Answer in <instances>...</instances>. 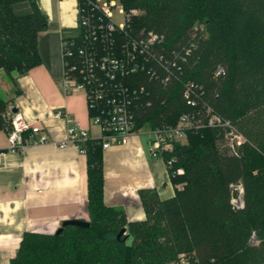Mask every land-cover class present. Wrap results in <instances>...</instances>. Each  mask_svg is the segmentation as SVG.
I'll return each instance as SVG.
<instances>
[{"label":"trees","instance_id":"16d2710c","mask_svg":"<svg viewBox=\"0 0 264 264\" xmlns=\"http://www.w3.org/2000/svg\"><path fill=\"white\" fill-rule=\"evenodd\" d=\"M18 1L0 0V69L9 79L40 63L37 35L48 25L35 0H28L29 12L15 14L12 4ZM117 1L126 12L139 11L130 15L128 33L162 35L158 51L176 62L165 84L149 81L142 71L134 78L135 88L136 79L145 86L144 103L133 110L135 130L172 126L183 112L200 116L209 107L246 141L232 154L223 129L187 128L185 142L163 153L179 186L174 195L161 200L154 191L140 190L145 218L128 221L121 207L104 203L100 140L87 139L88 226L26 231L9 264H169L180 254L187 264H264V0ZM92 2L78 0L81 33L65 40L82 41L84 15L97 23ZM217 66L223 73L215 76ZM186 83L197 86L194 106L183 96ZM8 104L0 96V129L10 127L2 116ZM237 183L243 187L241 209L230 203ZM123 226L132 238L128 246L125 234L117 238ZM252 232L256 242L249 239Z\"/></svg>","mask_w":264,"mask_h":264},{"label":"crops","instance_id":"0c3cea01","mask_svg":"<svg viewBox=\"0 0 264 264\" xmlns=\"http://www.w3.org/2000/svg\"><path fill=\"white\" fill-rule=\"evenodd\" d=\"M35 4L48 22L37 35L40 63L14 72L11 79L0 72V96L9 100L10 111L39 126L48 139L35 142L36 134L26 131L23 147L11 149L8 131L0 129V264H9L26 231L54 233L64 220H89L86 153L72 145L57 146L65 138L67 123L63 117H53L60 109L90 136L99 134L89 121L83 93L65 95L61 86L60 43L75 29L78 1L35 0ZM12 10L24 14L31 4L14 2ZM149 139L150 133L141 130L129 135L125 144L101 151L103 201L121 207L128 221L145 218L140 190L154 191L162 200L179 187L172 183L164 160L150 155Z\"/></svg>","mask_w":264,"mask_h":264},{"label":"built area","instance_id":"2783aa9c","mask_svg":"<svg viewBox=\"0 0 264 264\" xmlns=\"http://www.w3.org/2000/svg\"><path fill=\"white\" fill-rule=\"evenodd\" d=\"M116 0H93L92 8L99 13L97 23L91 24L89 17H82L86 32L82 35V41L77 44L73 40L62 39L60 50L62 56V80L61 86L65 95L73 92H82L87 105L88 117L91 124L99 128L97 136H90L87 130L78 127L74 119L66 112L57 109L53 117H63L67 123L65 138L57 143L59 148L72 145L76 149L85 152L83 147L87 139L100 140L101 149L104 150L113 144H125L128 136L138 132L135 130L133 110L136 111L144 103L145 86H133L135 77L142 71L152 82L167 83L171 79L170 68L176 62L164 58L158 51L162 43V35L153 31L139 30L133 34L128 33L126 26L131 14L139 11L131 9L126 12L122 5L118 4V13L122 15V21L116 23L112 20V9L116 6ZM81 22V20H80ZM119 35L120 40L117 38ZM122 36L124 38H122ZM190 49L187 48L185 53ZM178 57H180L178 55ZM183 59V57H180ZM134 73V74H132ZM223 73V68L217 66L214 75ZM135 75V76H134ZM197 86L186 83L183 87V96L186 104L196 105ZM200 88V87H199ZM145 103H149L146 101ZM9 120L8 131L9 146L11 149L22 148L27 139L22 135L24 131L36 134L33 141L45 142L48 137L39 126L26 123L19 113L9 109L2 113ZM207 125L221 128L224 131V145L232 154H237V148L246 139L229 120L212 113L207 107L205 113L194 116L191 112H183L175 125L160 126L150 131L149 149L150 155L161 158L169 167L172 160H165L163 153L172 150L177 142L186 140V129ZM175 173H182V168L175 169ZM235 195L230 203L232 208L241 209L243 203V187L240 183L234 186ZM250 241L256 242L254 232L250 234ZM187 256L180 254L176 260L169 264H187Z\"/></svg>","mask_w":264,"mask_h":264},{"label":"rangeland","instance_id":"374dc122","mask_svg":"<svg viewBox=\"0 0 264 264\" xmlns=\"http://www.w3.org/2000/svg\"><path fill=\"white\" fill-rule=\"evenodd\" d=\"M78 1V0H77ZM117 4L115 7H113L112 9V20L116 23H120L122 21V15L118 13V2L117 0L115 1ZM73 25L75 27L74 31L72 32V34L68 35L67 37H77L80 35L81 33V24H80V12L79 9H77V15L73 20ZM59 62L61 64L62 67V56H61V50H60V56H59ZM0 72L2 73L3 77L5 78V74L3 72L2 69H0ZM3 94V93H2ZM7 100V99H6Z\"/></svg>","mask_w":264,"mask_h":264},{"label":"water","instance_id":"95a60500","mask_svg":"<svg viewBox=\"0 0 264 264\" xmlns=\"http://www.w3.org/2000/svg\"><path fill=\"white\" fill-rule=\"evenodd\" d=\"M13 111H15V109H13ZM64 225H78V226H82V227H87L88 226V221H84L81 219H70V220H64L62 221L61 226ZM61 229V227H59L55 232H59ZM122 234H125L124 237L122 238V241L125 243V245H130L132 242V238L130 236V234L126 233V226H123L119 233L117 234V238H120V236Z\"/></svg>","mask_w":264,"mask_h":264}]
</instances>
